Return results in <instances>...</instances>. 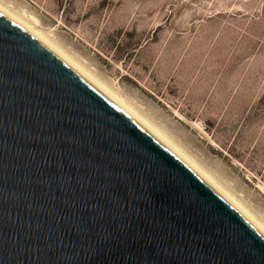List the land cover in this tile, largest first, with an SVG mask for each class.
I'll return each mask as SVG.
<instances>
[{"label":"water","instance_id":"obj_1","mask_svg":"<svg viewBox=\"0 0 264 264\" xmlns=\"http://www.w3.org/2000/svg\"><path fill=\"white\" fill-rule=\"evenodd\" d=\"M0 264H264V235L0 11Z\"/></svg>","mask_w":264,"mask_h":264},{"label":"rangeland","instance_id":"obj_2","mask_svg":"<svg viewBox=\"0 0 264 264\" xmlns=\"http://www.w3.org/2000/svg\"><path fill=\"white\" fill-rule=\"evenodd\" d=\"M3 1L264 218V0Z\"/></svg>","mask_w":264,"mask_h":264},{"label":"bare ground","instance_id":"obj_3","mask_svg":"<svg viewBox=\"0 0 264 264\" xmlns=\"http://www.w3.org/2000/svg\"><path fill=\"white\" fill-rule=\"evenodd\" d=\"M0 11L9 16L23 28L28 30L62 58L84 74L95 85L103 90L108 96H110L115 102L123 107L127 112L134 116L138 121L145 125L149 130L156 134L171 150H173L190 168H192L198 175H200L206 182H208L214 189H216L222 196H224L247 220H249L263 235H264V218L259 217L249 206L244 203L221 179L215 175L208 168L203 166L197 158L191 153L187 152L183 146H181L177 140L168 133L167 130L154 122L144 112L135 106L132 101L122 96L117 90H115L109 82L102 79L94 71H92L87 64H84L79 60L76 55L71 54L70 51L63 47L54 36H51L49 32L39 28L37 24L39 19L32 13L26 10H16L11 7L10 4L0 0ZM39 25V24H38ZM41 26V25H40Z\"/></svg>","mask_w":264,"mask_h":264}]
</instances>
